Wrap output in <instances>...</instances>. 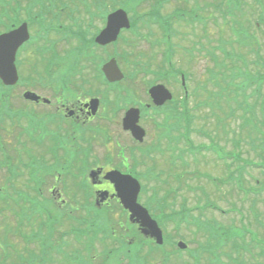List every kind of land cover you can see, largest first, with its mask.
Wrapping results in <instances>:
<instances>
[{
    "label": "flooded vegetation",
    "instance_id": "flooded-vegetation-1",
    "mask_svg": "<svg viewBox=\"0 0 264 264\" xmlns=\"http://www.w3.org/2000/svg\"><path fill=\"white\" fill-rule=\"evenodd\" d=\"M36 53L41 65L40 59L35 61L32 56L34 63L27 66L25 82L19 81L14 87L0 83V248L19 251L29 264H38V260L48 264L49 248L79 243L87 230L89 236L92 234L91 242H95L94 207H108L114 201L103 197L106 192L113 194V186L104 178L106 173L116 170L133 176L130 167L139 168L147 155H140L142 144L121 129L125 112L134 106L127 107L123 99L111 101L109 97L111 90L123 82L89 88L88 82L79 79L88 72L86 69L80 72L79 67L42 65L44 52L41 49ZM90 76L96 82L93 73L84 77ZM155 82L148 87L162 85ZM163 86L173 91L171 86ZM80 93L91 98H81ZM146 98L145 104L135 107L140 110L141 127L145 114L150 119L172 118L175 109L171 102L155 107ZM94 99L98 106L92 115L89 103ZM101 120L115 123L107 124L111 129H104ZM160 139L164 149L150 155L158 163L162 158L164 162L165 158L169 163L175 161L173 134L162 131ZM102 198L104 202L97 204ZM65 217H78L66 236L62 231ZM84 222L87 229L81 228ZM67 254L75 259L74 250L68 249Z\"/></svg>",
    "mask_w": 264,
    "mask_h": 264
},
{
    "label": "rangeland",
    "instance_id": "rangeland-1",
    "mask_svg": "<svg viewBox=\"0 0 264 264\" xmlns=\"http://www.w3.org/2000/svg\"><path fill=\"white\" fill-rule=\"evenodd\" d=\"M5 4L8 6L16 5L15 1L16 0H4ZM20 3L21 10L17 11L18 14L20 15V19H24V15H30L29 13L32 11L33 12H38L39 7L38 5H34L30 8L25 9V6L27 5L26 0H17ZM41 1V0H39ZM47 4V0H44ZM54 3L58 2V5L52 9L54 13H56L58 10H63V14L67 15L68 11L64 10L63 7H61V4L59 3L60 0H53ZM56 1V2H55ZM89 1H94V0H89ZM100 2H113V5H123L121 7H125V3L122 1L124 0H96ZM128 1V0H127ZM156 1L160 3L158 5V8L160 9L161 13H170L176 6H180L181 10L184 11H194L196 12L199 16L206 18V16L209 15V18H212L211 21L208 24V29H207V34L208 35V43L209 46L215 47L217 45V40L219 38H224L227 39V33H226V27H224L225 33H220L218 32L219 27L216 26L217 22L213 17L220 18L223 12V8L225 7L222 3L223 0H168V1H163V0H145L142 4L140 2L133 4L132 6V12L135 10V13H138L140 15H144L143 13L148 12L151 8L148 5H156ZM240 2L242 5L240 6L239 9L235 10L234 14H231L232 19H226V25H228V28L231 29L233 27L234 29H237L238 27L245 28L249 30L247 32L246 30L240 29V34L247 38V39H252V44L255 45V38H254V33L256 34L257 31L262 32L264 35V26L260 23L256 24L258 22V12L259 10L254 9L252 0H237ZM81 0H76V3H81ZM152 3V4H149ZM252 6L251 10L249 7ZM111 7L108 6L107 8ZM11 8V7H10ZM158 9V10H159ZM103 11L105 10L104 8L102 9ZM82 11V10H81ZM128 12V10L126 9ZM128 12L129 18H131V13ZM7 13V11H6ZM131 14V15H130ZM162 14V15H163ZM73 15V14H71ZM99 15V14H97ZM53 17V16H52ZM91 17V14H90ZM46 19H51L47 15L45 16ZM136 18V17H135ZM71 22V20H70ZM141 22V20H140ZM94 27L99 26V21L95 20L93 21ZM19 25V24H18ZM191 24L185 25L184 23L180 21H173L170 23L171 27V36H172V42L174 45V52L172 51V64L176 70H183L187 76L189 77L188 80V86L190 90V98L187 100V106L192 112V116H194V119L191 120V125L188 128L189 129V139L192 141L194 146H198L201 144H207L208 139L207 136H202L203 132L208 134L210 138L213 139V141L217 140L216 136L217 135H222V132L224 131V128L229 126L230 129L228 130H235L238 128L242 127L243 130V136L242 140L237 137L233 136L232 134H229L230 142L232 143L233 141L239 142L237 143L238 147L234 148L231 143L224 148L223 150L227 153L230 151H235L243 160H254L252 161L253 167H249L247 170L244 171L243 177V185H240V194L238 193V190H233L231 189L232 185H227L226 189L224 190H218L216 191L214 188V185L212 183H208L206 179L204 178H199L197 177L198 172H202L205 175L215 178L218 177V175H223L222 173L224 172V175L226 176L229 173H233L234 170H224V168L221 167L217 162L213 161L215 159V156H212L210 153L203 154V157L196 163H193L191 166V163L188 161V156L187 161L189 162L188 164L191 167H182L177 170L178 174L182 175V181H181V189L180 191L176 194V196H172V199L174 203V206L172 204L170 207L166 210L167 215H171L173 211H181V206H185V202L187 203L188 208H192V213L189 216V223H195L197 222L196 218L200 222H207L206 224L208 225V230L211 233H217V239H211L210 236L208 237V233L201 229L200 234L198 235V230L197 227L191 226V227H186L185 224L177 225L176 221L172 220H164L163 225H164V233L166 235V241L168 244L166 245L167 250L171 248V242L173 240L175 241H183L184 243L187 244V249L182 251L184 253L183 256L179 257H174L171 258V260L165 261L167 264H249V261L252 260H258L259 256L264 258V151H262V145L261 143V135L258 133L260 132V129L263 130L264 126L258 125V126H252L253 129H249V127L245 126V123L242 122L241 119H236V116L234 115V118L230 119L228 117V112L227 110L226 114H222L218 117L216 115L218 114L219 111H221L222 108L228 109L229 108V101L227 100L226 96L223 93H219L217 86L215 85V82L213 84V81L210 80V77H215V74L217 70H215V61L213 60L212 54L210 53L208 55L210 56H205L204 52H202L201 44L202 43H207L206 36L200 34V29L199 28H192L190 26ZM221 26V24H219ZM53 31H59L60 26L58 24H55L52 27ZM33 31L40 33L39 30H37V27H33ZM95 31V28H90L88 29V34H93ZM234 30H231L233 32ZM198 36V37H197ZM258 40H259V56L264 59V50L263 44L264 40L262 38V35L260 33H257ZM238 37V36H236ZM36 38V37H35ZM88 35L86 36V39H88ZM157 38V35H156ZM160 37L158 38V40ZM154 40L153 38L149 39L148 41ZM72 42V41H71ZM73 44V45H72ZM72 44L62 42L61 45L64 49H76L75 43L72 42ZM40 45H45V44H40ZM39 46V45H38ZM33 47L31 44L26 46L22 51L19 52L17 59L20 60V68H21V73L19 70V75H21V82L26 81V70L27 66H31L33 64V57L35 61L39 59L38 54L36 53V48L38 47ZM256 47V46H255ZM136 53H138V56L140 54L143 55L141 60L143 62L146 61V56H150V54H153L154 60L152 61L151 65L149 68L155 73L156 68L158 67L159 72H163L165 66L162 63V44L161 42L157 44V46L154 48V50L151 49V46L147 44L146 42H142V40L138 41L135 46ZM205 50H208L206 48ZM236 52L239 54V56L245 60L248 63V66L246 68V71L243 70V75L249 74V76L252 78L251 82L248 83L251 86V90L253 89L254 91L257 90L258 92V97H264V86L263 83H259L255 77L261 76L264 73V66H261V63L259 66H255L254 62H261L262 59L258 56H254L253 53L249 51L247 47L243 46H236L235 48ZM111 52L110 50L106 55H110ZM82 53V52H81ZM96 55L102 56L103 54L100 52H97ZM33 56V57H32ZM85 62V60H84ZM59 63L61 65L63 64H69L70 69H74L76 66L75 63V57H70V59L65 58L64 56H61ZM36 64V63H35ZM80 68L81 66L78 65ZM242 69V68H239ZM88 72L83 73L80 75V80L83 82H88L89 88L92 87L93 84L97 83L93 80V78L90 77H84ZM236 75V74H235ZM155 77L153 74H139L137 75L134 79H130V81H125L123 85H120V87L113 88L111 91L113 92L112 96L110 97V100H117L118 99H123L125 102L128 101L127 103L130 104L131 106L140 103L141 100L146 101V97L144 96V88H146L148 85H151L152 82L158 83L160 80L158 79L159 77L157 76V79H154ZM76 78V81L78 80ZM240 79L237 78L236 80ZM75 80V79H74ZM161 83V82H160ZM198 84L205 85L208 87L209 93L211 94V97L208 99V105L210 108H214V110H206L204 107L199 106L198 108V103L199 100L193 98L194 96V89L195 86ZM173 88L175 90V94H173V100L172 104L176 102H182L183 99V93L179 88H177L174 84ZM198 88L200 86L198 85ZM129 92L128 96L126 94ZM205 92V90H204ZM248 93H250V90H248ZM200 92L196 90L195 96H199ZM205 96V94H204ZM81 98H91L89 94L87 93H80ZM249 98V96H248ZM122 100V101H123ZM250 100V103H249ZM264 101V100H261ZM254 100L252 98H249L247 103L248 105L252 106ZM124 103V102H123ZM126 104V103H124ZM230 111V109H228ZM101 112H104L103 110ZM165 115V110L161 111ZM169 113V111H166ZM106 113V112H104ZM237 116L239 114H242L241 112H237ZM253 113L254 116L256 117L255 120L257 122H262L264 120V109H262L259 106H254L253 107ZM203 116H202V115ZM173 115H178L177 112L174 113ZM171 115V116H173ZM203 119H201L200 117ZM169 117V116H167ZM215 119L216 125H213L214 122L212 121V118ZM217 118V119H216ZM157 120V121H156ZM115 121L112 120V123L109 124L103 120L100 121V125H104V129H111L112 127H108V125H114ZM141 123L144 126V128L148 129V136L147 142L145 146L139 148L138 153L141 155L142 153L144 154H153L156 155L155 153H151L149 148L150 147L153 149V151H159L161 147L164 149V144L161 142V130L164 128L162 126H166V117L154 119V118H149V115L146 116L143 115L141 118ZM263 123V122H262ZM258 124V123H257ZM250 126V125H249ZM246 127V128H245ZM103 129V130H104ZM254 132V133H253ZM167 134V131H166ZM248 134V135H247ZM111 136L108 135L107 138ZM250 144H254L257 148L256 151L252 150L251 147L249 146ZM253 142V143H252ZM157 143H160L158 145ZM180 144L179 146H181ZM183 149V146L181 147ZM207 156V157H204ZM210 157V158H209ZM212 159V160H211ZM162 162L164 163V159L162 158ZM158 164V163H155ZM160 165V163H159ZM164 169H158L156 168L155 171L156 173L159 174V171H164L166 174L168 172V175L171 177L174 172L173 169L168 168L167 166L164 167ZM186 169V170H185ZM154 171V172H155ZM251 174H250V173ZM249 173V174H248ZM255 179L260 185V195L259 196H253V192H250L253 190V188H256V182L253 180ZM163 181V180H161ZM142 184L145 185L146 191L144 192L143 195V204H145L147 201L150 200L151 195L156 193V191H160L159 188L155 187V183L151 181L150 179H145L142 181ZM173 187V183H169ZM209 186V187H208ZM199 188L202 189V193L200 194ZM205 190V191H204ZM258 190L255 189L254 191ZM263 190V191H261ZM243 193V194H241ZM163 193H160L162 196ZM201 195V197L199 196ZM209 196V198H208ZM162 198V197H160ZM150 202V201H149ZM151 203V202H150ZM253 204V205H252ZM213 205H217L220 208H222L223 212H226V215L221 214V211L214 210ZM198 211H203V213L194 211V208ZM159 209V208H156ZM112 212H114V218L110 217L109 220L106 219L105 216H101L100 223L106 227V230H110L111 225L113 224V227L117 229L116 224L121 223L124 221V218L122 214L119 213V210L117 209H110ZM110 211V212H111ZM108 212L105 208L102 211V214L107 215ZM109 212V213H110ZM108 213V214H109ZM194 216H193V215ZM198 224V222H197ZM213 226V227H212ZM67 227V226H66ZM110 235V234H109ZM117 235V234H116ZM175 237H178V239H174ZM182 237V238H180ZM180 238V239H179ZM102 237L98 238L97 241V251L98 253L102 251H105L106 248L111 249L114 248L113 250H116L119 245L114 246V241L112 239H107L104 242L101 241ZM213 240L215 242L214 248L219 247L216 250V253L218 254L219 260L216 257L215 250L212 251V258L210 259L207 254L210 252V248H207V243ZM212 246L213 244L210 243ZM233 246V247H232ZM165 247V248H166ZM200 247L206 248L205 252L200 251ZM234 248V249H233ZM192 249L193 252H189L190 255H194V251H199L197 254V260L194 258L191 261V258L186 254L187 250ZM147 251V248L145 247L144 252ZM158 251L161 252V249ZM103 252L100 253V255ZM119 252H115L114 256H118ZM247 254V255H245ZM179 255V253H177ZM210 255V254H209ZM111 256V255H109ZM180 256V255H179ZM228 256L232 258L230 261ZM233 256H235V259H233ZM149 257V256H148ZM155 257V256H154ZM98 258V262L101 264H107L109 258L103 253L100 257ZM156 258V257H155ZM161 258V257H160ZM119 260V258H118ZM163 259L161 258L160 261ZM261 264H264V259H259ZM230 261V263H228ZM163 262V261H162ZM126 261L122 262L121 264H125ZM149 264H153V262H149ZM161 264V263H160Z\"/></svg>",
    "mask_w": 264,
    "mask_h": 264
},
{
    "label": "water",
    "instance_id": "water-1",
    "mask_svg": "<svg viewBox=\"0 0 264 264\" xmlns=\"http://www.w3.org/2000/svg\"><path fill=\"white\" fill-rule=\"evenodd\" d=\"M121 27H128V21L126 15L122 11H116L108 18V24L106 29L96 38V42L104 44L110 41H114L118 30ZM13 37L12 42L15 40V48L21 42H23L27 36L22 33V29L17 30ZM10 42V39H9ZM14 42V43H15ZM6 48V47H5ZM4 47L0 44V77L6 83L12 81L15 77L14 71H12V61H13V52L4 50ZM104 72L107 77L111 79H119L121 77L120 73L117 70L115 62L111 61L110 63L104 66ZM151 95L156 99V103L161 104L165 99L169 98L166 94H163L162 88L157 87L150 91ZM136 112L130 111L127 127L132 131L135 137H142V131L136 127ZM126 128V127H125ZM115 186L118 191V196L121 199L123 207L128 210L131 215L129 217L130 221L136 222L142 228V233L145 236L154 238L158 244L162 242L160 232L158 231L155 223L148 217L147 212L136 204V195L138 193V185L136 182L131 181L132 179L124 177L121 175H113Z\"/></svg>",
    "mask_w": 264,
    "mask_h": 264
},
{
    "label": "bare ground",
    "instance_id": "bare-ground-1",
    "mask_svg": "<svg viewBox=\"0 0 264 264\" xmlns=\"http://www.w3.org/2000/svg\"><path fill=\"white\" fill-rule=\"evenodd\" d=\"M260 4H262V3H256V4H254L253 5V7H254V9H256V10H259V13L260 14H264V10L262 9V8H260ZM263 5V4H262ZM198 37V36H197ZM201 45H204L206 48H208V50H206L207 52H208V54L210 53L211 54V47L209 46V44H201ZM9 46V45H8ZM177 88H179L178 86H176ZM218 186L220 187V189L221 190H224V189H226V188H224V187H226L227 185H223V184H218ZM236 190H238L239 192V194H240V186H236ZM242 194V193H241Z\"/></svg>",
    "mask_w": 264,
    "mask_h": 264
},
{
    "label": "trees",
    "instance_id": "trees-1",
    "mask_svg": "<svg viewBox=\"0 0 264 264\" xmlns=\"http://www.w3.org/2000/svg\"><path fill=\"white\" fill-rule=\"evenodd\" d=\"M31 1H39V0H31ZM42 1V0H41ZM133 1H140V0H133ZM1 2H4L3 0H1ZM150 13H152V14H150V16H154L155 14L153 13V11L152 12H150Z\"/></svg>",
    "mask_w": 264,
    "mask_h": 264
}]
</instances>
